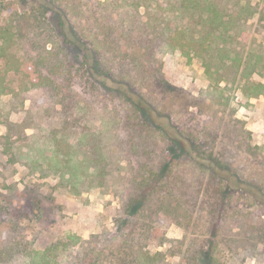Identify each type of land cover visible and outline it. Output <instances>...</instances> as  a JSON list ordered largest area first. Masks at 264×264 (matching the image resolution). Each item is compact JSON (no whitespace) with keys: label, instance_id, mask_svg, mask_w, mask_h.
Returning <instances> with one entry per match:
<instances>
[{"label":"rangeland","instance_id":"obj_1","mask_svg":"<svg viewBox=\"0 0 264 264\" xmlns=\"http://www.w3.org/2000/svg\"><path fill=\"white\" fill-rule=\"evenodd\" d=\"M55 1L60 4L67 2V7H81L80 16L72 15V19L78 34L82 37L85 35L87 41V35H97L98 31L108 30L104 22L98 28L95 19L100 17L102 11L111 12L115 7L114 0H100L102 3L99 0ZM254 2L258 13L249 21L248 45L253 44L264 50V0ZM37 5L38 0H0V50L7 54L0 58V76L5 87L0 92V135L8 133L6 118L9 117L17 125L13 136L0 138V211L6 208L15 213L18 211L17 206L28 211L30 217L20 224L24 229L23 235L31 240L33 247L44 249L70 233L89 239L93 233L113 231L117 212L128 193L129 167L131 164L136 167L145 165L147 160L160 162L155 152L152 153L153 158H146L138 152L146 147L155 148L152 140L159 142L161 136L145 131L150 136L139 140L133 135L134 129L130 123L137 119L128 117L134 115V108L113 94L115 91L108 92L96 82L92 86L84 73L79 72L78 75L75 67L68 66V59L74 55L71 52L67 54L68 46L64 42L63 32L52 30L56 22L50 24L38 16ZM90 9L92 13L88 11ZM122 9L118 8L119 11ZM140 11L143 12L144 8H140ZM125 25L128 27L127 23ZM114 28L107 35L108 45L103 48L104 57L111 59L106 61L111 69L115 72L129 69L124 74L134 77L132 89L145 94L149 103L174 119L180 129L190 130L209 142L215 136L217 147L228 149L223 157L234 168L238 184H251L263 193L260 204L252 201L244 191L241 193L242 196L247 195L246 200L237 198V193L233 194L227 211L223 214L222 210H215L218 217L214 218L215 224L213 219L210 224L208 218H211L207 217L209 204L203 206L202 203L204 199L211 202L215 197L212 196L210 201L206 195L207 183L202 186L200 184L210 178L209 168L201 178L194 179L191 177L194 165L184 166L179 163L176 173L188 169L183 172L184 178L189 179L193 189L200 192L194 200L197 202L196 209L188 205L187 212L179 215L180 220L184 225H190L191 237L207 249L209 246L203 243L206 237L204 230L210 234L208 240L223 236L224 241L216 246L219 250L221 248L217 256L221 264H264V260L259 261L246 254L244 248H237L235 242L241 238V233L250 229L248 227H254L250 211L256 221L264 225V106L260 105V102H264V96L248 99L235 84L224 91L215 88L207 79L201 61L197 57L190 60L180 49L160 53L150 61L137 30L134 33L124 30L126 34L121 35L122 29L117 26ZM137 28L141 29L140 26ZM103 36L99 34V37ZM133 54L136 56L133 57ZM17 58L37 60L43 74L55 79L58 95L63 93L79 105L72 112L69 134L61 136L56 133L63 122L62 113L52 103L57 95L52 96L51 93V97H45L44 91L36 92L37 101L45 99L40 103L42 106L37 104L38 110H34L32 99L25 98L27 79L12 69L6 71L5 63L16 61ZM12 65L16 66L13 62ZM253 78L262 80L257 74ZM32 91L35 90L29 93ZM167 121H170L169 118ZM96 128L109 135V149L111 145L114 146L107 156V166L111 172L107 175V182L102 185L90 176H85L89 169H85V166L89 162L86 164L87 159L84 162L83 157L88 147H76L74 137L80 131H94ZM54 152L60 161L69 153L74 154L75 162L82 167L80 173L85 181L81 180L71 187L57 172L44 176L42 172H33L28 167L27 163L34 158H39L45 166L49 165V156ZM26 190L28 194L39 195L41 201L20 199L18 192ZM74 190L80 191L74 193ZM10 216L8 220L0 221V224L12 227L9 221L14 218ZM2 217L4 214L1 212L0 220ZM187 237L182 225L173 223L167 227L166 241L157 248L166 259L163 264H187L183 258ZM254 246L257 251L264 252L263 243ZM247 247L250 249V246ZM5 264H21V261Z\"/></svg>","mask_w":264,"mask_h":264},{"label":"trees","instance_id":"obj_2","mask_svg":"<svg viewBox=\"0 0 264 264\" xmlns=\"http://www.w3.org/2000/svg\"><path fill=\"white\" fill-rule=\"evenodd\" d=\"M67 4H60L55 0H38V16L50 24L56 22L52 30L63 32L60 33L68 46L67 54L71 52V55H74L68 59V66L75 67V73H84L92 86L96 82L108 92L115 91L113 94L134 108V115L128 118L137 119L130 123L135 137L140 140L148 136L150 131L154 136H161L159 142L152 140L155 148L146 147L138 152L146 158H153L152 153L155 152L161 160L155 163L147 160L145 165L138 163L137 167L131 164L128 193L117 212L115 229L93 233L89 239H82L79 235L70 233L44 249H37L32 246L31 240L26 239L23 235L24 229L20 227L22 220L30 217L29 212L19 206L15 213L4 208L0 211L4 214L0 221L8 220L9 214L14 220L9 221L12 227L0 224V262L5 264L20 260L21 264H163L166 259L157 248L166 241L167 227L176 223L182 225L189 236L183 252L187 264H221L217 257L221 248L219 250L216 246L224 241L223 236L209 239L211 243L207 239L209 232L204 230L206 237L203 238V243L209 246L207 249L204 244L200 245L191 237L190 225H184L180 220L182 213L187 212L188 205L191 209H196L197 202L194 200L200 192L193 189L189 179L184 178L183 172L188 169L184 168L185 171L176 173L177 164H193L191 177L194 179L201 178L209 168L210 178L200 184L202 186L207 183L206 195L210 197V201L212 196L215 197L211 202L204 199L202 203L203 206L209 204L207 217L211 218H208L210 224L212 219L214 223L218 217L215 210L220 209L223 214L227 211L233 194L237 193V198L245 200L250 197L256 204H260L263 193L251 184H238L234 168L232 169L231 164L226 163L223 157L228 149L217 147L215 136L209 142L190 130L180 129L174 119L155 109L145 94L132 89L134 77L124 74H127L129 69L124 68L121 72L111 69L106 62L111 59L104 57L103 48L108 45L107 35L115 30L114 27L122 29L121 35L126 34L124 30L128 33L137 30L138 34H141L142 46L148 52L150 61L160 53L180 49L190 60L197 57L201 61L207 79L215 88L224 91L235 84L248 99L257 98L264 96V50L253 44L248 45V25L250 19L258 13L257 4L254 0H114V9L109 13L102 11L100 17L95 19L98 28L103 22L108 25L106 32L98 31L99 34H104L103 38L99 37V34L89 35L90 37L87 35L88 41L85 35L82 37L78 34L72 19V15L80 16L81 7H67ZM120 7H123L122 11L118 10ZM142 7L143 12L140 11ZM88 11L92 13L91 9ZM128 15H131V18ZM138 26L141 29H138ZM4 52L0 50V58L7 56ZM134 56L136 55L133 54ZM12 62L16 66L12 65ZM12 62H6L5 69H12L27 79L25 98L32 99L34 110H38V105L42 106L40 103L45 99V95H57L52 103L62 113L63 122L56 133L61 136L69 134L72 112L79 105L70 101L63 93L58 95L55 79L43 74L37 60L17 58ZM255 74L262 80H255ZM32 89L35 91L29 93ZM4 90L0 76V92ZM41 90L45 92V97L37 101L36 92ZM167 118L172 123L167 121ZM5 121L8 133L0 135V138L13 136L15 127L17 128L9 117ZM145 131L149 132L145 134ZM108 136L99 128L94 131L83 130L74 136L76 147H88L83 157L84 162L87 159L86 164L89 162V165L85 166V169L89 167L85 176H90L99 185L107 182V175L111 172L107 165L110 150L114 146L111 145L110 149L107 146ZM64 157L60 161L54 152L49 156L51 163L47 166L43 165L39 158L31 159L27 165L33 172H42L44 176L57 172L71 187L81 180L85 181L80 173L82 167L75 162L76 156L69 153ZM78 191L74 190V193ZM243 191L248 197L242 196ZM18 194L20 199L41 201L39 195L28 194L27 190L19 191ZM250 212L251 224L254 227H248L250 229L241 233V238L235 241L236 247L244 248L246 254L260 261L264 260V252L257 251L254 245L260 242L264 244V225H260L253 212ZM262 220L264 221L263 218ZM247 246H250V249H247Z\"/></svg>","mask_w":264,"mask_h":264},{"label":"crops","instance_id":"obj_3","mask_svg":"<svg viewBox=\"0 0 264 264\" xmlns=\"http://www.w3.org/2000/svg\"><path fill=\"white\" fill-rule=\"evenodd\" d=\"M258 100V99H257ZM259 105V104H258ZM260 105L261 106H264V102L262 101V102H260ZM259 108H262V107H259Z\"/></svg>","mask_w":264,"mask_h":264}]
</instances>
